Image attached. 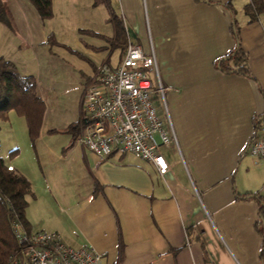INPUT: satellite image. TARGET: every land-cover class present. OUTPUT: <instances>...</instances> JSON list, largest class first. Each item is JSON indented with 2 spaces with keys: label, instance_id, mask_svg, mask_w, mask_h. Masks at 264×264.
<instances>
[{
  "label": "crops",
  "instance_id": "1",
  "mask_svg": "<svg viewBox=\"0 0 264 264\" xmlns=\"http://www.w3.org/2000/svg\"><path fill=\"white\" fill-rule=\"evenodd\" d=\"M248 1L110 0L126 39L145 50L151 44L155 53L178 142L177 147L159 148L168 164L164 174L130 153L99 158L73 141L68 126L83 114V88L107 56L96 61L84 56L88 70H80L81 87H74L66 108L56 103L50 69L41 71L50 79L49 89L40 83V67L22 73L35 77L45 107L35 143L39 171L32 164L30 170L19 169L32 190L40 189L28 198L24 211L29 230L56 231L69 246L93 247L101 253V264H264V214L261 219L259 210L264 204V158L245 150L264 110V15L248 22L243 12ZM228 2L253 78L213 66L234 45ZM4 3L9 21H0V31L24 43V37L32 40L33 23L44 21L31 2ZM52 10L47 20L58 12L77 31L113 34L103 4L52 0ZM49 33L71 49L50 27L40 31L42 43L47 44ZM78 39L91 51L96 52L84 42L103 48ZM1 56L18 68L16 60ZM55 134H63V144L49 142Z\"/></svg>",
  "mask_w": 264,
  "mask_h": 264
},
{
  "label": "built area",
  "instance_id": "2",
  "mask_svg": "<svg viewBox=\"0 0 264 264\" xmlns=\"http://www.w3.org/2000/svg\"><path fill=\"white\" fill-rule=\"evenodd\" d=\"M152 68L158 80L153 84L146 69ZM161 95L162 105L154 101ZM83 114L75 142L99 158L112 153H130L150 161L159 174L168 164L159 151L170 143L178 146L166 108L155 53L150 44L145 50L127 40L118 65L96 64L82 91ZM245 150L264 158V110ZM20 249L6 264H101V253L90 246L72 247L56 231L26 230L12 222Z\"/></svg>",
  "mask_w": 264,
  "mask_h": 264
},
{
  "label": "trees",
  "instance_id": "3",
  "mask_svg": "<svg viewBox=\"0 0 264 264\" xmlns=\"http://www.w3.org/2000/svg\"><path fill=\"white\" fill-rule=\"evenodd\" d=\"M29 1L41 19L52 17V0ZM98 4H103L108 8L110 14L108 20L113 24V34L108 37L88 29H78V32L103 38L112 48H118L122 55L127 39L121 20L115 16L110 0H92L93 6ZM225 7L231 14L230 29L234 38V45L226 54L218 57L213 62V66L225 74L238 73L253 78L248 69L247 55L238 42L235 10L229 2L225 4ZM243 12L247 16L248 22L256 20L260 15H264V0H249L244 4ZM0 21L4 23L9 21L4 0H0ZM46 43L50 46H65L55 39L53 33L47 35ZM84 43L93 50L102 49V47ZM79 56L86 58L80 53ZM102 61L109 63L108 59ZM44 108V103L37 91L35 77L20 73L14 62L1 56L0 116H5L9 109L21 116L25 121L29 138L33 143L39 135ZM78 128L79 122L71 123L68 126L73 141L77 137ZM58 131V129L51 130V132ZM32 195V186L26 176L16 168L6 164L0 157V264H6L10 257L20 249V243L13 235L12 222L18 219L23 228L29 230L24 211L28 204V198ZM259 210L262 219L264 214V204L262 202ZM260 233L264 244V226L260 229Z\"/></svg>",
  "mask_w": 264,
  "mask_h": 264
},
{
  "label": "rangeland",
  "instance_id": "4",
  "mask_svg": "<svg viewBox=\"0 0 264 264\" xmlns=\"http://www.w3.org/2000/svg\"><path fill=\"white\" fill-rule=\"evenodd\" d=\"M43 21L44 24L33 23L35 36L32 40L24 37L25 43L21 42L22 39H19L18 36H11V33L5 34V32L0 31V53L16 60L20 73L36 70V66L41 68L40 74L42 69L44 71L50 69L53 78L56 79V82H53L56 85L55 92L58 95L56 103L62 108H66L70 106L74 87H81L80 70L87 71L89 67L85 62L87 60L80 57L79 53L94 61L102 56H107L109 64L115 66L120 61L119 49L111 48L109 44L95 36L79 34L72 25L68 26L64 24L58 12L53 20L43 19ZM6 24L8 25V22ZM49 27L53 28L58 38L71 49L65 46H50L42 43L40 31ZM20 31L22 32L21 29ZM21 37H23L22 33ZM79 37L92 44L103 45V48L96 52L91 51L82 45L78 39ZM18 44L19 46L16 48ZM48 47L51 49V53L48 52ZM146 72L153 84L159 86L153 69L148 68ZM39 80L44 89H49L50 79L46 74H41ZM161 98V95H159L158 98H154V101L162 105ZM62 135L55 134L49 137V142L56 141V144H63L62 140L64 136ZM36 140L33 143L31 142L24 119L18 116L12 109H9L5 116H0V157L6 164L16 168L18 171H20L19 169L24 170V168L25 170H30L32 164L39 171L35 155ZM51 144L57 146L54 143ZM38 190L34 189V194L36 191L38 194Z\"/></svg>",
  "mask_w": 264,
  "mask_h": 264
}]
</instances>
